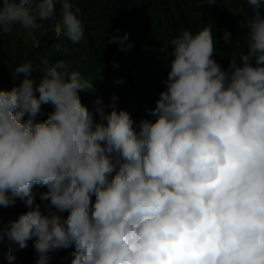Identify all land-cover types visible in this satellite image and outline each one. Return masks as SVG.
<instances>
[{
  "label": "clouds",
  "instance_id": "obj_1",
  "mask_svg": "<svg viewBox=\"0 0 264 264\" xmlns=\"http://www.w3.org/2000/svg\"><path fill=\"white\" fill-rule=\"evenodd\" d=\"M246 2L247 50L230 71L213 59L209 25L181 31L154 119L136 130L114 96L97 99L94 119L79 99L92 80L63 61L38 80L31 62L13 69L18 84L0 89V206L20 199L26 210L3 233L19 248L34 237L35 264L70 245V264H264V0ZM55 12L54 0H0V33ZM78 13L61 0L58 35L81 39ZM45 103L52 110L37 120ZM33 185L67 216L42 212Z\"/></svg>",
  "mask_w": 264,
  "mask_h": 264
},
{
  "label": "trees",
  "instance_id": "obj_2",
  "mask_svg": "<svg viewBox=\"0 0 264 264\" xmlns=\"http://www.w3.org/2000/svg\"><path fill=\"white\" fill-rule=\"evenodd\" d=\"M60 2L54 0V18L37 20L30 29L14 25L8 33H0V89L18 84L22 74H14L13 69L22 62H31L32 77L38 80L48 67L63 61L66 73L81 70L92 80L90 94L78 96L94 119L97 99L108 105L114 96L116 109L129 114L136 130L142 119H154L151 109L165 88L169 70V42L181 31L195 32L209 25L217 37L212 43L213 59L222 70L230 71L229 59L247 50L245 18L251 16L252 8L246 0H70L79 9L83 25V35L77 42L56 32ZM261 12L264 14V6ZM225 29L230 33L228 44L220 39ZM125 32L123 45L110 40L112 36L123 37ZM168 54L167 60L164 56L168 58ZM52 107L50 103L41 104L36 119H44ZM44 191L46 186H32L34 202L41 211L66 217L67 210L60 212L46 198H40ZM92 200L94 195H90V206ZM25 210L20 199L0 206V264H9L5 259L9 251L14 256L11 264H35L34 237L26 247L19 248L3 233L8 222ZM72 251L71 245L51 250L47 264H70Z\"/></svg>",
  "mask_w": 264,
  "mask_h": 264
},
{
  "label": "bare ground",
  "instance_id": "obj_3",
  "mask_svg": "<svg viewBox=\"0 0 264 264\" xmlns=\"http://www.w3.org/2000/svg\"><path fill=\"white\" fill-rule=\"evenodd\" d=\"M148 113H150V112H148Z\"/></svg>",
  "mask_w": 264,
  "mask_h": 264
}]
</instances>
